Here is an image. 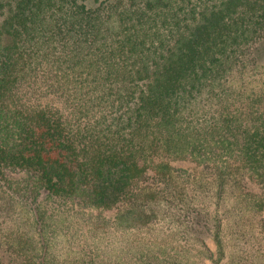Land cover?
I'll use <instances>...</instances> for the list:
<instances>
[{
	"label": "trees",
	"instance_id": "obj_1",
	"mask_svg": "<svg viewBox=\"0 0 264 264\" xmlns=\"http://www.w3.org/2000/svg\"><path fill=\"white\" fill-rule=\"evenodd\" d=\"M263 40L264 0H0V189L32 218L0 227V264H93L61 260L42 195L137 216L151 176L196 214L175 162L241 167L264 208Z\"/></svg>",
	"mask_w": 264,
	"mask_h": 264
},
{
	"label": "rangeland",
	"instance_id": "obj_2",
	"mask_svg": "<svg viewBox=\"0 0 264 264\" xmlns=\"http://www.w3.org/2000/svg\"><path fill=\"white\" fill-rule=\"evenodd\" d=\"M260 48L258 58L264 62V40ZM231 166H235L231 175L220 184L201 166L173 163V184L183 192L184 203L196 212L193 215L179 212L173 202L163 200L160 193L164 187L151 176L132 189L143 193V201L148 203L137 216L134 208L128 209L129 203L99 212L59 204L44 195L39 199L40 207H47V215H53L54 225L47 219L51 230L62 227L61 239L66 241L59 244L60 253L70 258L59 256L61 260L83 257L93 264H264V208L258 204L261 190L246 171ZM156 193L158 202L156 198L148 201ZM31 220V214L0 189L2 231L19 226L27 230ZM33 230L27 233L34 241L37 234Z\"/></svg>",
	"mask_w": 264,
	"mask_h": 264
}]
</instances>
